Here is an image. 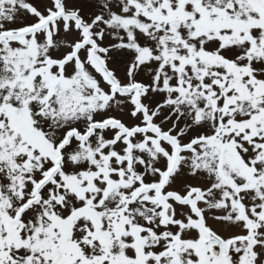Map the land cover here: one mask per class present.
<instances>
[{"label": "snow or ice", "instance_id": "6c2138e0", "mask_svg": "<svg viewBox=\"0 0 264 264\" xmlns=\"http://www.w3.org/2000/svg\"><path fill=\"white\" fill-rule=\"evenodd\" d=\"M0 264H264V0H0Z\"/></svg>", "mask_w": 264, "mask_h": 264}]
</instances>
